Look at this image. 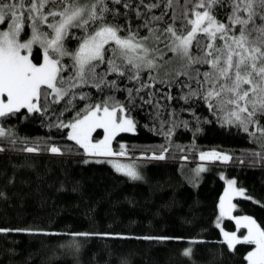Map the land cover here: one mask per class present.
Returning a JSON list of instances; mask_svg holds the SVG:
<instances>
[{"label":"snow or ice","instance_id":"obj_1","mask_svg":"<svg viewBox=\"0 0 264 264\" xmlns=\"http://www.w3.org/2000/svg\"><path fill=\"white\" fill-rule=\"evenodd\" d=\"M133 16L139 23L133 25ZM34 46L40 50L38 63ZM174 88L178 95L172 94ZM120 92L123 100L117 98ZM173 101L203 104L222 127L246 132L264 148V0H0V118L39 115L49 127L68 129L66 139L87 156L126 157L125 145L113 151L112 141L120 133H136L133 110L150 106L159 119ZM69 112H74L71 119H63ZM165 123L161 120L156 134ZM173 127L174 120L163 133L166 140ZM98 129L104 137L97 142L93 133ZM17 139L12 129L0 126V141L13 145L12 150L62 152L25 141L17 149ZM160 147L159 154L147 158L166 159L169 149ZM251 155L264 160V153ZM199 159L228 163L233 157L212 151L201 152ZM94 162L110 163L131 180L142 179L134 164ZM194 171L198 178L206 169ZM232 195L245 193L230 180L219 204L221 217L232 218ZM235 222L247 234L224 232L223 243L229 251L237 244L253 246L246 264H264V228L247 216ZM8 232L32 230L0 228ZM192 251L187 248L183 255L190 257Z\"/></svg>","mask_w":264,"mask_h":264},{"label":"trees","instance_id":"obj_2","mask_svg":"<svg viewBox=\"0 0 264 264\" xmlns=\"http://www.w3.org/2000/svg\"><path fill=\"white\" fill-rule=\"evenodd\" d=\"M132 21L139 23L134 16ZM74 47L75 41L70 44ZM39 51L34 46L37 63ZM172 94L179 90L174 88ZM116 95L121 100L125 96ZM173 110L174 118L168 115ZM73 115L65 113L63 119ZM132 116L138 122L136 133H120L112 148L119 151L125 145L128 155L122 159L136 165L142 177L135 181L108 163H95L105 160L85 155L66 139L68 129L49 127L46 118L27 113L0 118V126L18 138L17 149L25 141L62 150L27 153L0 141L5 149L0 152V228L32 230L0 233V264H246L244 257L253 246L237 244L229 251L217 225L228 231L235 225L231 219H219L218 200L225 179H233L245 193L232 199L233 214L250 217L264 228V160L251 155L264 153L261 143L235 127H222L203 104L173 101L159 119L150 106H143ZM161 120L168 123L156 134ZM173 120L175 127L166 140L163 133ZM100 131L93 133L94 141ZM161 145L169 149L166 159H148L161 152ZM69 147L72 151H65ZM209 150L233 159L200 163V153ZM200 164L206 171L197 178L194 170ZM73 233L91 235L74 238ZM187 248L193 250L190 257L183 255Z\"/></svg>","mask_w":264,"mask_h":264},{"label":"rangeland","instance_id":"obj_3","mask_svg":"<svg viewBox=\"0 0 264 264\" xmlns=\"http://www.w3.org/2000/svg\"><path fill=\"white\" fill-rule=\"evenodd\" d=\"M99 130H101V129H99ZM103 137H104V133H103V130H101V131H100V135H99L98 137L95 138V141L98 142L99 140H102ZM212 151H216V150H209V151H204V152L207 153V152H212ZM217 152H220V153H222V154H227V153H225V152H221V151H217ZM101 158H102V160H115L116 162H119V163L133 164V163H130V162H128V161L123 160L122 157H111V158L101 157ZM199 160H200V159H199ZM207 162H208V161H204V162L201 161L200 163H207ZM108 164L112 167V165H111L110 163H108ZM200 166H203V164H200ZM112 168H113V167H112ZM113 170L116 171L114 168H113ZM136 170H137V172L139 173L137 167H136ZM116 172H117V171H116ZM117 173H118V172H117ZM119 174H121V173H119ZM122 175H123V174H122ZM230 180H231V181H234L233 179H230V178H226V179H225L226 184H225L224 189H223V191H222V193H221V195H220V198H219V200H218V217H219V219H229L227 216L221 217V215H220L219 204H220L221 197L224 195L225 190H226L227 187H228V181H230ZM235 187H236L237 190H240V188H238V187L236 186V184H235ZM235 197H240V196L232 195V196H231V203H232V204H233V200H232V199L235 198ZM231 216H232L231 220L233 221V223H234V225H235V230L228 231L227 229L223 228V226L220 224V222H218L219 227H220V234H221V239H222V240L224 239V236H223V233H224V232H228V233H230V234H231V233H235L238 237L247 234V230H246V229H244V228H238L237 225H236V222H235L236 219H237V218H241V217L235 216V215L233 214V211H232V213H231Z\"/></svg>","mask_w":264,"mask_h":264},{"label":"bare ground","instance_id":"obj_4","mask_svg":"<svg viewBox=\"0 0 264 264\" xmlns=\"http://www.w3.org/2000/svg\"><path fill=\"white\" fill-rule=\"evenodd\" d=\"M39 56V55H38ZM130 160V159H129Z\"/></svg>","mask_w":264,"mask_h":264}]
</instances>
